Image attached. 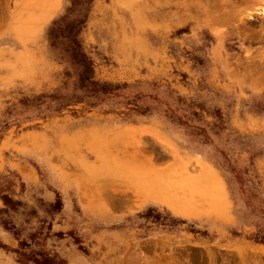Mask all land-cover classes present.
Here are the masks:
<instances>
[{
	"label": "rangeland",
	"instance_id": "obj_1",
	"mask_svg": "<svg viewBox=\"0 0 264 264\" xmlns=\"http://www.w3.org/2000/svg\"><path fill=\"white\" fill-rule=\"evenodd\" d=\"M19 250L264 264V0H0V264Z\"/></svg>",
	"mask_w": 264,
	"mask_h": 264
},
{
	"label": "trees",
	"instance_id": "obj_2",
	"mask_svg": "<svg viewBox=\"0 0 264 264\" xmlns=\"http://www.w3.org/2000/svg\"><path fill=\"white\" fill-rule=\"evenodd\" d=\"M1 197H2V200H3V203H4V204H6L8 207H13V202L10 200V198H9L7 195L2 194ZM3 210H5V209H3ZM3 222H4L3 227H4L5 229H7V230H10V226H6V224H5V220H4ZM12 233L15 234L16 232H15V231H12ZM259 239L261 240V239H263V238H259ZM25 245H26V243H25L23 240H19V241H18V247H19L20 249H21L23 246H25ZM25 258H26L25 253H24L23 251L19 250V251H18V259H17L18 264H27Z\"/></svg>",
	"mask_w": 264,
	"mask_h": 264
}]
</instances>
